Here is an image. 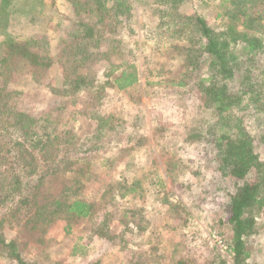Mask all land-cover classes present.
Returning a JSON list of instances; mask_svg holds the SVG:
<instances>
[{"label":"trees","instance_id":"1","mask_svg":"<svg viewBox=\"0 0 264 264\" xmlns=\"http://www.w3.org/2000/svg\"><path fill=\"white\" fill-rule=\"evenodd\" d=\"M197 1L151 0L148 10L159 18L162 37L157 43L166 44L180 59L179 72L172 77L178 91L190 87L214 114L205 141L212 154L209 162L214 164L215 179L224 192L221 211L225 217H220L219 223H227L231 231L225 252L233 264H246L249 239L264 227V160L257 153L258 146L264 149V0H219L213 23L200 10L215 6L216 0ZM12 2L0 0V27L4 31ZM132 5V0H73L77 21L70 26L71 40L62 50L87 55L86 43L103 36L104 31L118 34L111 27L129 23ZM185 5L188 8L182 12ZM91 17L96 21L89 23ZM103 24L108 30L102 28ZM122 39L113 48L116 54L121 51ZM37 41L13 39L9 34L0 40V258L5 264H45L27 256L23 247L32 239L46 243V228L58 220L66 222L67 234L75 224L90 221L95 237L107 241L116 238L112 231L115 213H119L118 224L124 227L122 234L144 230L140 220L128 222L132 214L141 215L140 209L118 210L121 201L137 194L138 184L122 177L118 184L107 183L98 198L85 196L86 183L95 179L96 173L89 175V164H82L87 157L64 151L61 134L70 131L56 128L50 115L52 108L21 111L17 107L20 97L28 95L19 93L17 101L7 97L13 92L2 81L18 63L28 64L35 72L52 66L47 43ZM108 60L110 68L94 93L104 96L107 88L121 91L138 82L134 64ZM73 73H63L61 88L54 93L68 98L89 90L85 75L73 77ZM187 77L192 80L187 82ZM61 103L53 108L58 115L64 108ZM91 115L96 137H109L117 130L109 112L100 109ZM188 132L186 143L204 140L197 129ZM176 161L168 163L175 168L179 164ZM50 163L55 164L51 171ZM169 170L157 172L153 185L164 186ZM151 174L150 171L147 176ZM52 181L61 182L55 185ZM166 204L174 215L189 211L182 200H167ZM102 214V220L97 219ZM7 230L15 233L9 239ZM76 248H72V255ZM140 254L143 253L135 252L134 262L129 264H144L137 260ZM182 262L178 260L176 264Z\"/></svg>","mask_w":264,"mask_h":264},{"label":"rangeland","instance_id":"2","mask_svg":"<svg viewBox=\"0 0 264 264\" xmlns=\"http://www.w3.org/2000/svg\"><path fill=\"white\" fill-rule=\"evenodd\" d=\"M149 1L132 0L129 23L112 25L118 34L104 31L103 36L86 43L87 55L62 50L71 40L70 26L77 21L73 0H13L5 31L0 27V40L9 34L13 39L33 38L38 43L40 40L47 43L52 57L48 70L35 72L28 64L18 63L1 81L13 92L7 96L11 100L17 101L19 93L28 95L20 97L17 107L21 111L27 112L31 107L52 108L50 115L56 128L70 131L61 134L64 151H76L79 158L87 157L82 164H89V175L96 173V178L86 183L85 196L98 198L107 183L118 184L122 177L140 186L136 195L121 201L118 210L140 209L141 215L132 214L128 222L140 220L143 231L132 229L122 234L124 227L117 222L119 213H115L112 224L116 234L112 241L95 237L90 221L75 224L67 234L66 222L58 220L46 228V243L32 239L23 247L25 254L34 260L45 264H129L134 262L137 252L143 253L137 260L144 264H176L178 260L182 264H233L230 255L214 248L210 240L214 233L226 244L231 239L228 224L219 223V218L225 217L221 211L224 192L215 179L214 164L209 162L212 154L205 141L214 114L190 87L178 91L172 77L179 72L180 59L166 44L157 43L162 37L159 18L148 10ZM218 6L216 0L215 6L200 10L210 23ZM186 8L187 5L182 12ZM88 21L96 20L91 17ZM121 36V51L116 54L113 48ZM108 58L114 64H134L138 82L121 91L107 88L104 96L94 93L110 68ZM66 71L74 72L73 77L85 75L89 90L85 93L83 89L68 98L54 93L61 88ZM60 103L64 108L58 115L54 109ZM100 109L112 114L118 127L109 137L105 134L96 137L91 114ZM191 128L197 129L204 140L186 143ZM90 148L93 150L88 151ZM257 153L263 161V147L258 146ZM110 157L108 162H102ZM173 161L179 163L175 168L168 163ZM54 165L50 163L48 170H53ZM166 168L171 169L164 186H154L157 172ZM150 171L152 174L147 176ZM167 200H182L189 211L174 215ZM103 217L102 214L97 219ZM12 234L14 231L7 230L8 239ZM248 245L250 257L246 264H264V227L249 239ZM74 247L77 248L72 255ZM3 260L0 258V264H5Z\"/></svg>","mask_w":264,"mask_h":264},{"label":"built area","instance_id":"3","mask_svg":"<svg viewBox=\"0 0 264 264\" xmlns=\"http://www.w3.org/2000/svg\"><path fill=\"white\" fill-rule=\"evenodd\" d=\"M211 244H214L216 249L220 250L221 252L226 251L227 244L224 242L223 238L219 236V234H213L211 236Z\"/></svg>","mask_w":264,"mask_h":264}]
</instances>
